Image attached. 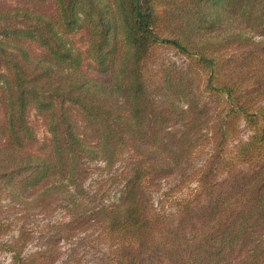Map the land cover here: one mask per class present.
<instances>
[{
	"label": "trees",
	"instance_id": "16d2710c",
	"mask_svg": "<svg viewBox=\"0 0 264 264\" xmlns=\"http://www.w3.org/2000/svg\"><path fill=\"white\" fill-rule=\"evenodd\" d=\"M11 1L0 6V195L42 209L63 199L71 219L58 228L93 216L104 264H264V0ZM160 48L184 62L152 70ZM238 118L254 131L223 153ZM195 152L207 154L199 189L170 212L155 205L149 185L182 175ZM91 160L121 162L122 184L89 217L93 196L76 194Z\"/></svg>",
	"mask_w": 264,
	"mask_h": 264
},
{
	"label": "rangeland",
	"instance_id": "374dc122",
	"mask_svg": "<svg viewBox=\"0 0 264 264\" xmlns=\"http://www.w3.org/2000/svg\"><path fill=\"white\" fill-rule=\"evenodd\" d=\"M12 4L14 3L11 0H0V6ZM78 34L72 36L77 44H81ZM256 39H259V36H256ZM262 39L261 41H264V35ZM239 49L235 46L227 50L226 54L237 53ZM159 61H163V64L173 62L182 64L184 59L168 48H160L152 57V70L159 66ZM259 75L258 81L262 85L264 74L261 72ZM257 84L255 83L253 87L259 85ZM259 104H264V97H261ZM212 105L210 102V106ZM28 120L40 140L46 136L43 122L33 110L28 112ZM235 126L236 133L231 140L229 139L223 153L225 149L232 152L237 145L247 142L254 131L243 118H238ZM206 157L207 154L195 152L189 163L181 164L184 166L182 175L175 173L171 177H163L150 184L148 189L154 204L159 206V201L162 200L165 210L170 212L172 200L195 193L200 173L196 170L205 163ZM86 166L84 194H76V197L83 200L85 197L93 196V206L89 205L85 213L91 217L98 206L102 204L106 206L117 200L122 183L116 178V174L121 170L122 164L116 161L107 168L103 162L91 160ZM69 219L71 217L61 198L55 200L47 209H42L25 207L22 203L1 194L0 264H104L107 244L101 238L99 221L92 216L84 223H73L71 228H63L62 225L60 228L57 227L60 222H67Z\"/></svg>",
	"mask_w": 264,
	"mask_h": 264
}]
</instances>
